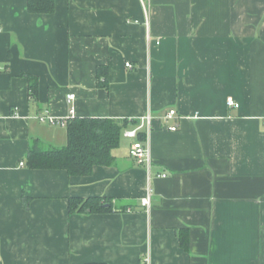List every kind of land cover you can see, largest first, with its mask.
<instances>
[{"label":"crops","instance_id":"crops-1","mask_svg":"<svg viewBox=\"0 0 264 264\" xmlns=\"http://www.w3.org/2000/svg\"><path fill=\"white\" fill-rule=\"evenodd\" d=\"M27 1L0 0V264H264V0ZM45 113L127 122L114 163L30 169L68 143ZM93 197L112 210L69 212Z\"/></svg>","mask_w":264,"mask_h":264},{"label":"trees","instance_id":"trees-1","mask_svg":"<svg viewBox=\"0 0 264 264\" xmlns=\"http://www.w3.org/2000/svg\"><path fill=\"white\" fill-rule=\"evenodd\" d=\"M56 0H28L27 9L32 14H52ZM30 81L31 98L38 94V81L27 76ZM100 80L104 77L99 69ZM105 82L108 78L104 77ZM107 85H105L106 87ZM127 122L102 118H74L67 123L68 143L65 147L41 151L33 148L27 155L30 169L64 170L70 176H90L98 166H111L114 163V151L119 148L121 137ZM144 140L145 134L140 133ZM112 203L106 198H71L69 212L80 214L107 213ZM181 245L188 248V236H181ZM99 264V263H94Z\"/></svg>","mask_w":264,"mask_h":264},{"label":"built area","instance_id":"built-area-1","mask_svg":"<svg viewBox=\"0 0 264 264\" xmlns=\"http://www.w3.org/2000/svg\"><path fill=\"white\" fill-rule=\"evenodd\" d=\"M1 32V30H0ZM126 66L128 68H132L131 63H126ZM76 98V96L74 94H69L67 96V100L68 102H72L74 101ZM228 105L230 107H239V105L234 102L233 100L228 101ZM73 113V110H72ZM177 115L176 110H170L166 116L164 117L166 120H171L173 118H175ZM38 120L41 123H45L48 125H52V126H66L68 123V119H57L54 118L52 116H50L48 113L45 114H40L38 116ZM143 121L147 122L148 124V128H149V132L147 134V137L144 140H140L139 139V132L133 131V132H127L126 136L133 138V143L130 147V157L135 160L138 164L143 165V164H147L150 166L151 163V150H150V145H149V134H150V128L153 122V119L151 116H147L145 118H143ZM171 131L175 132L177 131V126H173L170 128ZM23 165V164H22ZM166 175H163V177H165ZM151 196H152V190L149 188L148 189V195L142 200L141 202V206L147 210L150 209L151 207Z\"/></svg>","mask_w":264,"mask_h":264}]
</instances>
